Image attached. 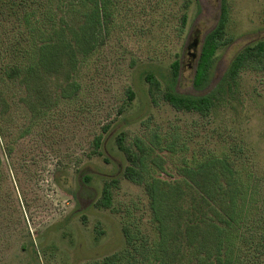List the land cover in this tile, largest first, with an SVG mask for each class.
I'll list each match as a JSON object with an SVG mask.
<instances>
[{
	"label": "rangeland",
	"instance_id": "rangeland-1",
	"mask_svg": "<svg viewBox=\"0 0 264 264\" xmlns=\"http://www.w3.org/2000/svg\"><path fill=\"white\" fill-rule=\"evenodd\" d=\"M124 1L129 8L120 4L115 11L105 45L79 70L80 95L57 106L45 127L36 122L17 141L19 125L29 122L22 110L14 111L18 124L9 125L8 135L12 151H3L8 137L0 141V264H95L127 246L125 224L138 222L144 233L153 235L148 193L123 175L130 162L118 147L120 135L126 147L138 150V140L159 132L164 140L151 157L161 159L152 165L157 170L163 166L159 175L165 179L179 177V157L161 148L176 128L188 138L189 154L220 155L235 142L243 143L239 162L262 177L264 195V68L244 70L231 101L208 116L176 109L163 97L176 59L182 63L176 90L196 92L197 57L191 53L199 55L205 36L217 24L220 0H191L186 10L185 0ZM228 2L233 42L216 53L210 88L239 49L264 37V0ZM194 41L197 50L190 48ZM148 74L161 82L160 90ZM108 124L107 132L103 128ZM97 134L105 137L104 156L90 158ZM113 179L118 180L113 208L100 207L103 186Z\"/></svg>",
	"mask_w": 264,
	"mask_h": 264
},
{
	"label": "trees",
	"instance_id": "trees-1",
	"mask_svg": "<svg viewBox=\"0 0 264 264\" xmlns=\"http://www.w3.org/2000/svg\"><path fill=\"white\" fill-rule=\"evenodd\" d=\"M190 1H184L185 10ZM220 2L217 24L205 36L196 60L195 93L176 90L182 63L176 59L171 64L163 97L176 109L208 116L215 107L231 101L244 70L264 68L263 37L239 49L210 88L215 55L233 42L228 30L229 2ZM120 4L129 8L124 0H0V141L9 139V144L3 143L4 153L13 149L8 135L9 125L18 124L17 108L29 123L19 125L14 141L30 134L36 122L45 127L57 106L80 95L79 70L105 45ZM181 21L186 24V12ZM147 79L160 90L159 80L150 74ZM127 93L132 100L133 91ZM110 127L103 129L108 132ZM174 130L172 139L161 147L179 157V177L171 179L160 177L163 166L157 170L152 165L161 159L151 157L152 149L164 140L159 132L138 140V150L126 147L124 135L118 137V147L130 162L123 175L146 189L154 231L153 235L144 233L138 222L125 224L127 246L95 264H264L262 177L239 162L243 143L235 142L228 153L220 155L189 154L188 138ZM104 141L103 134L95 135L90 158L104 156ZM1 167L0 156V185ZM85 179L90 181V176ZM117 184V179L105 182L100 207L113 208Z\"/></svg>",
	"mask_w": 264,
	"mask_h": 264
},
{
	"label": "water",
	"instance_id": "water-1",
	"mask_svg": "<svg viewBox=\"0 0 264 264\" xmlns=\"http://www.w3.org/2000/svg\"><path fill=\"white\" fill-rule=\"evenodd\" d=\"M190 48H193L194 50H197L198 48V42L197 41H194L191 45H190ZM191 55L196 58L198 57L197 56V53L194 51L193 53H191Z\"/></svg>",
	"mask_w": 264,
	"mask_h": 264
}]
</instances>
